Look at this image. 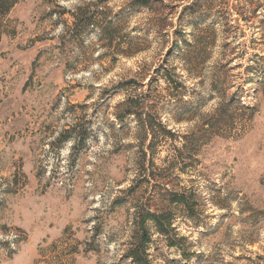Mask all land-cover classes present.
Here are the masks:
<instances>
[{
	"label": "rangeland",
	"instance_id": "1",
	"mask_svg": "<svg viewBox=\"0 0 264 264\" xmlns=\"http://www.w3.org/2000/svg\"><path fill=\"white\" fill-rule=\"evenodd\" d=\"M147 1L18 0L3 18L0 264H133L137 205L171 222H147L150 264H264V0ZM87 3L76 45L58 13ZM125 97L153 133L115 120ZM69 128L85 141L57 142Z\"/></svg>",
	"mask_w": 264,
	"mask_h": 264
},
{
	"label": "trees",
	"instance_id": "2",
	"mask_svg": "<svg viewBox=\"0 0 264 264\" xmlns=\"http://www.w3.org/2000/svg\"><path fill=\"white\" fill-rule=\"evenodd\" d=\"M18 0H0V29H1V22L3 18H5L13 6L17 3ZM140 6L147 5V0H139ZM182 1V0H178ZM201 0H193L189 5L184 6L183 11L193 8L197 2ZM213 1V0H212ZM251 4H253L251 2ZM89 6V7H88ZM89 3L86 6L82 4H78L75 6V9L72 10H65L63 12L58 13L59 17H62L64 14L68 13L72 18V23L67 27L66 34L73 42L77 45H81L82 41L84 40L85 35L88 31L93 30L97 26L98 23V15L96 8H92ZM119 14V13H118ZM119 19V17L117 18ZM113 19H108L105 22V35L107 40H111L115 35V28H113ZM1 30H0V37H1ZM132 46H128L127 49L122 50L123 53H130L132 52ZM130 84V81L118 83L116 87L121 88L122 91L128 90L126 87ZM141 104H135L134 99L130 97H125L121 102H119L116 106L117 109L123 108V110L118 113L114 114V118L119 125L124 122V120L128 116H136L137 120L139 121L140 129L143 130L146 134L153 133V124L151 123V115L143 112V109L140 108ZM136 109V110H134ZM136 111V112H134ZM158 125H161L158 123ZM69 139L73 140V146L79 145L83 143L86 139V134L76 132L74 135L72 134V129H65L61 132L56 141L59 143H63ZM153 144V143H152ZM152 144H149L148 147L151 149ZM186 142L181 146L184 147L187 152ZM190 150V148H188ZM178 151V158L180 160H185V154H183L180 149ZM145 153V152H144ZM173 203L180 204L187 206L186 198L181 194H175L174 198L172 199ZM153 222L154 227L156 228L157 232L164 236H168V229L171 228V222L164 218L162 213H157L150 208H145L142 205L135 206V210L133 213V217L131 220V225L133 226L132 234H131V243H129V247L125 252V256L128 257L133 264H150V260L148 259V245L150 243V234L147 228V222ZM171 246L175 245L170 243Z\"/></svg>",
	"mask_w": 264,
	"mask_h": 264
}]
</instances>
